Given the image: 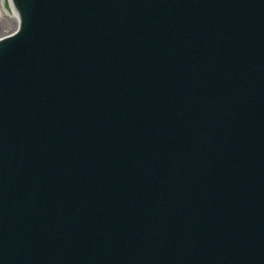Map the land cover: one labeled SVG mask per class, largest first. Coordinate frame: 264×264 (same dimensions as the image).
I'll return each mask as SVG.
<instances>
[{
	"label": "water",
	"instance_id": "95a60500",
	"mask_svg": "<svg viewBox=\"0 0 264 264\" xmlns=\"http://www.w3.org/2000/svg\"><path fill=\"white\" fill-rule=\"evenodd\" d=\"M11 2L0 264H264V0Z\"/></svg>",
	"mask_w": 264,
	"mask_h": 264
},
{
	"label": "rangeland",
	"instance_id": "374dc122",
	"mask_svg": "<svg viewBox=\"0 0 264 264\" xmlns=\"http://www.w3.org/2000/svg\"><path fill=\"white\" fill-rule=\"evenodd\" d=\"M15 28L16 24L14 19L6 16L0 7V37L11 33Z\"/></svg>",
	"mask_w": 264,
	"mask_h": 264
},
{
	"label": "bare ground",
	"instance_id": "6f19581e",
	"mask_svg": "<svg viewBox=\"0 0 264 264\" xmlns=\"http://www.w3.org/2000/svg\"><path fill=\"white\" fill-rule=\"evenodd\" d=\"M8 2H9V8H8V9H6V8L3 6V0H0V7L2 8V12H3L6 16H8V17L14 19L15 24H16V27H17V24H18L17 13H16V11H15V8H14V6H13L11 0H9Z\"/></svg>",
	"mask_w": 264,
	"mask_h": 264
}]
</instances>
